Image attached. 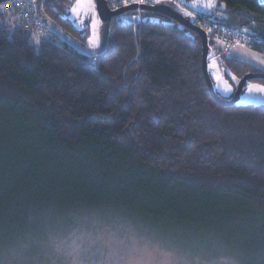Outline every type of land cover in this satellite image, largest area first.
<instances>
[{
  "label": "trees",
  "instance_id": "trees-1",
  "mask_svg": "<svg viewBox=\"0 0 264 264\" xmlns=\"http://www.w3.org/2000/svg\"><path fill=\"white\" fill-rule=\"evenodd\" d=\"M198 2L214 4L208 21L264 41L261 0ZM71 3L47 0L45 10L89 43L64 17ZM145 13L158 19H116L94 62L65 43L34 41L0 12V249L72 221L39 220L47 215L125 209L192 256L264 264V107L217 103L200 36ZM218 57L239 80L261 72Z\"/></svg>",
  "mask_w": 264,
  "mask_h": 264
},
{
  "label": "rangeland",
  "instance_id": "rangeland-1",
  "mask_svg": "<svg viewBox=\"0 0 264 264\" xmlns=\"http://www.w3.org/2000/svg\"><path fill=\"white\" fill-rule=\"evenodd\" d=\"M261 1L264 3V0ZM78 3L83 6L77 12L71 11ZM132 15L140 22L158 19L145 12H134ZM64 17L72 20L85 35L87 29L91 30L92 40L98 43L100 18L93 0H73L66 7ZM5 20L12 24L9 15H5ZM115 27L116 24H113L112 36ZM211 38L213 40V36ZM212 43L215 49L209 58L211 78L222 98H231L240 80L229 73L221 57H218L219 51L264 73V52L249 45H237L224 53L223 45L216 41ZM249 83L253 91L250 94L248 87L239 104L264 107V92L256 90L264 88V83ZM131 214L134 213L122 209L70 213L68 217L55 219H50L49 215L41 217L39 220L72 221L68 224L64 221L50 223L40 230L39 236L27 239L25 244L0 249V264H237L233 259L192 256L193 253L183 245H171L158 236L157 231L150 230L146 225H136L131 220L139 219Z\"/></svg>",
  "mask_w": 264,
  "mask_h": 264
},
{
  "label": "water",
  "instance_id": "water-1",
  "mask_svg": "<svg viewBox=\"0 0 264 264\" xmlns=\"http://www.w3.org/2000/svg\"><path fill=\"white\" fill-rule=\"evenodd\" d=\"M15 0H0V5L12 2ZM47 0H33L35 6V11L45 28L55 37L62 40L70 48L74 49L77 53L91 59H99L104 57L109 50L111 41V31L113 22L116 19L132 25L138 26L141 22L134 15H128L129 13H134L137 11L155 13L167 17L179 25L185 27L186 29L197 33L202 41V71L204 78L206 80L209 92L212 98L224 107H233L239 104L242 98V94L248 82L261 80L264 81V73H248L239 82L235 94L230 99L222 98L215 90L211 71L209 66V58L212 54V49L210 47L209 36L207 32L195 25L196 17L191 13L189 16V11L182 8L180 4L186 7H190L197 13L205 14L206 8L194 7L199 3L197 0H158L152 6H137L130 5L129 7L123 8L118 11H111L107 6L106 0H93L96 5L98 15L100 18V27L98 32V43H84L68 31L63 29L58 25L46 12L45 3ZM214 3V2H213ZM243 34L256 36L255 33L248 29L242 30Z\"/></svg>",
  "mask_w": 264,
  "mask_h": 264
},
{
  "label": "built area",
  "instance_id": "built-area-1",
  "mask_svg": "<svg viewBox=\"0 0 264 264\" xmlns=\"http://www.w3.org/2000/svg\"><path fill=\"white\" fill-rule=\"evenodd\" d=\"M107 6L111 11H118L130 5L137 6H152L158 0H106ZM179 5L185 10L189 11L196 17L195 25L205 30L208 36H213L212 41L218 42L219 45H223L224 53H228L233 47L237 45H249L253 47L256 44H264L257 35L251 36L242 33V30L247 29H233L225 27L223 25L208 21L204 14H200L192 10L190 7H186L183 4ZM0 12L3 15H9L12 21L13 27L23 28L28 32L34 41H46L50 44H54L58 48H63V42L52 35L43 25L41 20L36 14L33 0H15L9 4L0 5ZM137 12H141L140 10ZM215 35V36H214ZM97 62L98 59H93Z\"/></svg>",
  "mask_w": 264,
  "mask_h": 264
},
{
  "label": "snow or ice",
  "instance_id": "snow-or-ice-1",
  "mask_svg": "<svg viewBox=\"0 0 264 264\" xmlns=\"http://www.w3.org/2000/svg\"><path fill=\"white\" fill-rule=\"evenodd\" d=\"M82 6H83L82 4L78 3L77 7H74L73 9H71V11L77 12ZM193 6L196 7L197 5H193ZM213 6H214V4H212V3L204 5V7H206V8H210V7H213ZM188 15L190 16L191 13H188ZM92 43H95V41H92ZM233 79H235V78L233 77ZM256 90L259 91V92H264V88H257ZM252 91H253V87L250 86L249 87V93L251 94Z\"/></svg>",
  "mask_w": 264,
  "mask_h": 264
},
{
  "label": "flooded vegetation",
  "instance_id": "flooded-vegetation-1",
  "mask_svg": "<svg viewBox=\"0 0 264 264\" xmlns=\"http://www.w3.org/2000/svg\"><path fill=\"white\" fill-rule=\"evenodd\" d=\"M198 1V0H197ZM199 3H197V5H198ZM133 13H129L128 15H132ZM85 40L87 41V42H89V43H92V33H91V30L89 31V33L88 34H86V38H85ZM93 44H97V43H93ZM255 81H251V83H254ZM249 82H248V84L246 85V87H245V89H244V92L247 90V88L249 87ZM243 92V93H244Z\"/></svg>",
  "mask_w": 264,
  "mask_h": 264
},
{
  "label": "bare ground",
  "instance_id": "bare-ground-1",
  "mask_svg": "<svg viewBox=\"0 0 264 264\" xmlns=\"http://www.w3.org/2000/svg\"><path fill=\"white\" fill-rule=\"evenodd\" d=\"M62 41V40H61ZM63 42V41H62ZM64 43V42H63Z\"/></svg>",
  "mask_w": 264,
  "mask_h": 264
}]
</instances>
